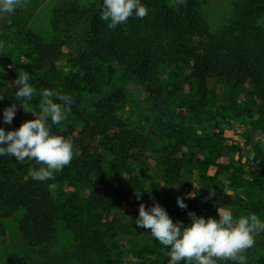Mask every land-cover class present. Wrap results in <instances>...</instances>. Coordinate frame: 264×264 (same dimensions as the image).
<instances>
[{
	"label": "trees",
	"instance_id": "16d2710c",
	"mask_svg": "<svg viewBox=\"0 0 264 264\" xmlns=\"http://www.w3.org/2000/svg\"><path fill=\"white\" fill-rule=\"evenodd\" d=\"M141 2L148 15L130 17L114 30L100 19L102 0L91 8L75 1L58 2L51 10V41L30 30L25 34V71L35 94L30 102L17 100L16 86L7 84L0 127L7 131L34 119L20 103L38 108L44 89L73 97L68 113L79 127L51 126L54 134L72 139L74 151L70 165L54 180L32 179L33 169L39 168L35 161L0 156V232L4 233L5 219L14 217L27 246L14 264H119L124 251L145 260L154 253L155 240L148 230L125 221L126 216L137 217L141 203L147 208L153 202L138 168L149 161L159 169L156 187L165 200H155L167 212L166 202L185 195L190 187L187 177L198 160L178 142H165L154 155L146 152L148 134L132 128L120 114L122 90L92 100L89 109L82 107L85 91L102 92L101 82L114 72L111 62L122 65L140 84L156 116H167L173 100L181 111L201 115L212 103L210 93H215L232 102L229 110L250 119L253 132L264 134V29L258 22L264 0H233L227 23L217 31L202 16L200 0H179L176 7L165 0ZM17 13L18 9L0 16V38L13 27ZM188 80L195 101L184 93ZM13 103L16 115L11 124H4L3 109ZM257 159L264 164L263 150ZM50 183L72 186L69 196L61 201L48 190ZM135 191H141L140 199ZM60 228L72 239L70 249H58L55 243ZM140 238L146 241L142 245ZM254 262L264 264V255Z\"/></svg>",
	"mask_w": 264,
	"mask_h": 264
},
{
	"label": "rangeland",
	"instance_id": "374dc122",
	"mask_svg": "<svg viewBox=\"0 0 264 264\" xmlns=\"http://www.w3.org/2000/svg\"><path fill=\"white\" fill-rule=\"evenodd\" d=\"M62 1H75L91 8L96 0H27L24 7L18 8L13 27L4 30L0 38V105L6 95L7 84H13L12 81L16 78L12 77V72L15 76L26 69L27 30L33 31L44 41H51L54 36L50 23L51 10ZM149 1L145 0L147 3ZM165 1L176 7L179 0ZM232 2L233 0H200L199 10L212 31L219 30L227 23L232 13ZM258 22L264 29V12ZM59 66L63 67V63ZM111 67L114 72L101 82L102 92L95 95L85 91L82 95V107L89 109L92 100L122 90L125 101L120 114L132 128H138L148 134L149 147L146 152L154 155V152L165 142L172 144L178 142L181 148L188 149L192 157L198 160L188 174L190 187L187 193L178 196L184 200L187 208L181 209L176 203L177 198L172 203L165 201L167 213L174 222L177 220L185 224L190 222L189 211L205 218L209 216L215 218L218 215L217 208L230 209L234 217L255 213L264 219V164L257 159L258 152L264 151V134L250 129V119L246 115L235 114V111L229 110L232 106L231 101L210 93L209 98L212 103L203 109L201 115L189 113L187 109L181 111L177 100H173L170 103L171 111L167 116H156L151 113L147 95L140 84L128 75L119 63L113 61ZM164 77H167L166 74ZM189 82L190 80L185 83L184 93L195 101L197 97ZM31 109L33 111L28 112L30 115L33 117L35 113L39 115L40 106ZM66 117L59 124V128L64 129L67 124L79 127L70 113L66 112ZM138 173L155 199L165 200L156 187L158 179L155 176L160 174L159 169L147 161L146 164L140 165ZM56 185V195L62 201L69 196L72 186ZM210 190L213 192L211 196H209ZM21 212L22 210H19L15 213L16 217H19ZM125 221L126 223L133 221L131 224L136 228L134 218L126 216ZM3 226L4 233L0 232V264H14L17 257L27 250V246L17 230L14 217L5 219ZM142 238L139 240L140 245L146 242ZM55 243L58 249H70L73 246L69 233L62 228L57 233ZM154 244H156L154 253L149 254L147 259L136 258L133 254L124 251L121 257L122 263L119 264H170L168 249L156 240ZM242 254L247 257V264H255V258L264 255V233L256 236L253 247L246 249ZM218 261L221 260H217V264ZM179 264L185 262L180 261Z\"/></svg>",
	"mask_w": 264,
	"mask_h": 264
},
{
	"label": "clouds",
	"instance_id": "9594fccd",
	"mask_svg": "<svg viewBox=\"0 0 264 264\" xmlns=\"http://www.w3.org/2000/svg\"><path fill=\"white\" fill-rule=\"evenodd\" d=\"M27 0H0V16L13 14L22 8ZM141 0H102L100 19L107 22L109 29L126 24L130 17L143 19L148 15ZM28 71L18 72L12 81L16 86L17 100L30 102L35 89L29 82ZM43 103L39 115L34 119L23 121L19 127L5 130L0 127V156L13 157L17 162L35 161L39 168L32 171V179L50 181L55 173L70 165L74 151L70 137L54 134L52 125L61 124L71 111L74 99L70 94L54 93L44 89L41 93ZM61 103L54 102V99ZM26 112H32L26 103H20ZM16 115V103L3 109L2 121L11 124ZM51 121V124L48 121ZM57 185L48 184V190L55 193ZM213 192L209 191V196ZM137 199L141 191H135ZM147 208L143 203L138 207L135 218L136 228L148 230L151 237L168 249L170 264H217V260L232 261L234 264H247V257L242 253L255 244V237L264 233V219L255 213L234 217L228 208H217V217L205 218L189 211V221H173L166 209L152 198ZM177 205L186 209L187 204L177 197Z\"/></svg>",
	"mask_w": 264,
	"mask_h": 264
}]
</instances>
